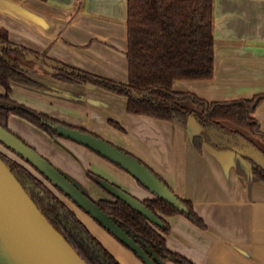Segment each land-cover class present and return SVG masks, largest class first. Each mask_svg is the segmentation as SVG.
I'll use <instances>...</instances> for the list:
<instances>
[{
    "label": "crops",
    "instance_id": "0c3cea01",
    "mask_svg": "<svg viewBox=\"0 0 264 264\" xmlns=\"http://www.w3.org/2000/svg\"><path fill=\"white\" fill-rule=\"evenodd\" d=\"M125 21L126 0H0V27L8 30L13 43L118 82L128 76ZM214 37L213 78L177 80L173 89L218 101L263 92L264 0H215ZM21 59L35 64L22 67L48 89L11 83L12 100L131 153L193 204L205 227L181 214L167 216L169 250L194 264H264V180L253 175L242 154L221 142V127L203 128L192 118L185 127L177 120L129 113L125 96L57 79L45 58L29 54ZM186 104L202 110L198 104ZM254 116L264 137V100ZM8 126L94 200L111 197L87 178L92 168L140 201L154 197L127 171L84 145L52 139L15 115L9 116ZM197 135L204 136L200 151L193 144ZM74 205L78 218L120 264H145Z\"/></svg>",
    "mask_w": 264,
    "mask_h": 264
},
{
    "label": "trees",
    "instance_id": "16d2710c",
    "mask_svg": "<svg viewBox=\"0 0 264 264\" xmlns=\"http://www.w3.org/2000/svg\"><path fill=\"white\" fill-rule=\"evenodd\" d=\"M214 9L215 0H126V82L105 78L51 59L46 54L32 52L13 43L9 39L8 30L0 27V85L4 88V93H0V126L10 131L8 118L15 115L52 139L61 137L45 123L59 121L10 97L11 83L48 89L46 85L30 77L20 64L23 56L33 54L50 61L52 76L57 79L68 83H90L125 96L126 110L129 113L167 121L177 120L185 127L192 118L203 128L209 125L227 128L251 142L264 154V137L254 116L256 107L264 100V91L250 98L218 101L173 89L177 80L213 78ZM187 102L198 104L202 110L191 108ZM110 123L122 129L117 122ZM78 129L89 132L86 129ZM256 136H259L261 141L255 139ZM203 141V135L193 136V144L198 151L201 150ZM242 157L250 163L253 175L264 180V167L247 154H242ZM0 158L45 218L87 264H120L57 195L55 191L64 195L59 188L53 186L30 164L27 163L42 179L24 164L1 151ZM155 174L168 185L161 176ZM86 176L97 184L98 179L102 178L90 170H87ZM44 180L51 184L54 190ZM137 183L145 188L139 181ZM180 199L187 207L186 212L155 196L141 201L160 220V225L150 222L142 213L116 197L98 199L95 203L142 248L151 249L161 261L156 264H194L184 256L169 250L166 245V235L170 230L167 216L181 214L199 227H205L193 204Z\"/></svg>",
    "mask_w": 264,
    "mask_h": 264
},
{
    "label": "water",
    "instance_id": "95a60500",
    "mask_svg": "<svg viewBox=\"0 0 264 264\" xmlns=\"http://www.w3.org/2000/svg\"><path fill=\"white\" fill-rule=\"evenodd\" d=\"M62 137L88 147L110 162L127 171L155 197L168 202L180 211H187L169 186L135 156L92 133L54 121H45ZM218 127V126H217ZM221 142L240 154H247L264 167V154L242 136L219 128ZM0 143L30 164L53 186L59 188L77 207L89 214L101 226L135 252L145 264L161 262L151 249L135 242L115 221L103 212L95 200L70 181L59 169L32 146L9 130L0 126ZM98 184L112 197H116L142 213L150 222L160 220L140 200L123 188L104 179ZM0 264H87L50 224L24 190L10 168L0 158Z\"/></svg>",
    "mask_w": 264,
    "mask_h": 264
},
{
    "label": "rangeland",
    "instance_id": "374dc122",
    "mask_svg": "<svg viewBox=\"0 0 264 264\" xmlns=\"http://www.w3.org/2000/svg\"><path fill=\"white\" fill-rule=\"evenodd\" d=\"M20 64L21 66H26L28 68H32V67H35V64H33L32 62H29V61H25L23 59H20ZM0 151L2 153H4L5 155L13 158V159H16L17 161H19L20 163L24 164L28 169H30L35 175L37 176H40L38 175L32 168L30 165L27 164V162L23 161L20 157H18L16 154H13L10 150H8L7 148H5L3 145H0ZM92 172H97L94 168H92ZM106 176V175H105ZM40 178L42 179V177L40 176ZM107 178V177H106ZM108 179V178H107ZM45 181V180H44ZM111 181V180H109ZM46 182V181H45ZM46 184L52 188L51 184H49L48 182H46ZM53 189V188H52ZM54 190V189H53ZM57 193V195H59V197L63 200V202H65V204L72 210L73 213H75L73 211V205L74 203L68 198V197H65L64 195L58 193L57 191H55ZM67 199V200H66ZM75 206V205H74Z\"/></svg>",
    "mask_w": 264,
    "mask_h": 264
},
{
    "label": "flooded vegetation",
    "instance_id": "af4514ba",
    "mask_svg": "<svg viewBox=\"0 0 264 264\" xmlns=\"http://www.w3.org/2000/svg\"><path fill=\"white\" fill-rule=\"evenodd\" d=\"M2 86V85H1ZM3 87V86H2ZM4 93V92H3ZM19 103V102H18ZM26 106V105H25ZM56 120V119H55ZM58 121V120H57ZM58 123H61V124H64V123H62V122H58ZM64 125H67V124H64ZM67 126H70V127H74V126H71V125H67ZM78 128V127H77ZM82 129V128H81ZM11 131V130H10ZM12 133V132H11ZM13 134L14 135H16L18 138H20L22 141H24L25 142V140H23L21 137H19L17 134H15L14 132H13ZM57 138H65V137H57ZM56 139V138H55ZM66 139H68V138H66ZM25 143H27V142H25ZM28 144V143H27ZM113 144V143H112ZM30 145V144H29ZM4 146V145H3ZM31 146V145H30ZM5 147V146H4ZM6 148V147H5ZM34 148V147H33ZM8 149V148H7ZM35 149V148H34ZM9 150V149H8ZM36 150V149H35ZM11 151V150H10ZM12 152V151H11ZM13 154H15L14 152H12ZM22 159V158H21ZM47 159V158H46ZM50 162V161H49ZM52 164V163H51ZM53 165V164H52ZM99 175V174H98ZM102 177V176H101ZM103 178V177H102ZM105 179V178H104ZM107 180V179H106ZM109 181V180H108ZM111 182V181H110ZM113 183V182H112ZM95 184H97V183H95ZM115 184V183H114ZM117 185V184H116ZM97 186H99L102 190H104L99 184H97ZM105 191V190H104ZM106 192V191H105ZM107 193V192H106ZM108 194V193H107ZM111 198H112V196L110 195V194H108Z\"/></svg>",
    "mask_w": 264,
    "mask_h": 264
}]
</instances>
